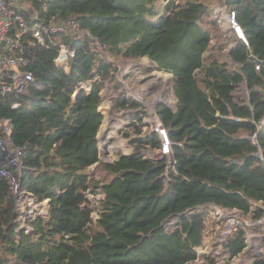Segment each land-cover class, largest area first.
Returning <instances> with one entry per match:
<instances>
[{"label":"trees","instance_id":"trees-1","mask_svg":"<svg viewBox=\"0 0 264 264\" xmlns=\"http://www.w3.org/2000/svg\"><path fill=\"white\" fill-rule=\"evenodd\" d=\"M217 2L235 11L249 48L219 29ZM34 5L39 17L23 11L31 25L74 19L82 32L59 34L48 46L26 33L19 53L34 81L18 97L0 95V123L10 120L11 140L24 151L21 190L49 201L30 231L20 228L17 198L0 175V264L195 263L204 242L202 207L248 213L264 202V0H49L48 11ZM211 27L232 46L227 57L212 47ZM60 43L75 50L66 70L57 63ZM145 57L174 75L176 109L156 107L173 141L170 155H161L157 132L142 131L145 107L125 93L103 95L119 87L112 58ZM80 82H90L91 91L74 97ZM108 98L131 110L133 150L101 163L111 175L101 182L90 168L100 162V107ZM147 149L160 158L146 157ZM100 191L94 219L89 196ZM263 213L258 208L257 217ZM246 239L245 230L228 237V261ZM251 264H264V256Z\"/></svg>","mask_w":264,"mask_h":264},{"label":"built area","instance_id":"built-area-1","mask_svg":"<svg viewBox=\"0 0 264 264\" xmlns=\"http://www.w3.org/2000/svg\"><path fill=\"white\" fill-rule=\"evenodd\" d=\"M48 1L0 0V95H15L18 97L34 81L33 73L27 68L28 59L19 53L22 49V38L26 33L31 32L39 43L48 46L50 43H54V37L59 34H79L82 32L80 23L74 19L60 23H34L31 25L23 11L39 17V11L34 5L35 2L41 5L43 11H48ZM225 8L228 10L227 7ZM226 13V21L230 33L242 39L249 48L250 44L236 17L235 11L228 10ZM231 48L232 46L230 45V51ZM74 55V49L65 43H60L57 63L66 70L68 69L70 58ZM254 61L257 62L256 69L259 71L261 69L260 61L257 59H254ZM91 88L90 82H80L73 96L76 97L81 89H86L89 92ZM107 90L108 88H106ZM20 106L21 103L16 102L13 108L17 109ZM157 119L152 130L157 132L161 139V155H170L173 141L169 136L168 130L163 126L159 118ZM262 123H264V119ZM0 127L5 133L4 136H0V175L7 180L13 195L17 198L16 213L20 228H27L30 231L29 222L34 220L37 215H42L37 207H43L44 202L38 203L32 193L21 190L20 175L23 170L24 151L21 147L15 146L11 140L12 124L10 120L6 119L1 122ZM261 158L263 159L262 156ZM202 208L204 242L201 246L195 248L198 253L196 262L203 260L204 254L208 249L210 251L206 257L213 259L215 264H225L229 258V252L225 247L227 239L239 230H245L247 235L246 247L242 253L249 256V264L255 259L264 256V245L261 235L255 233L262 234L264 232V213L257 217L258 208L264 210V202H254L248 213L234 208H222L215 204H209ZM175 221H170V224ZM252 229H255V232H252Z\"/></svg>","mask_w":264,"mask_h":264},{"label":"rangeland","instance_id":"rangeland-1","mask_svg":"<svg viewBox=\"0 0 264 264\" xmlns=\"http://www.w3.org/2000/svg\"><path fill=\"white\" fill-rule=\"evenodd\" d=\"M226 6L221 3L215 4L216 17L218 18V27L222 31H227V21H226ZM213 31L212 47L215 50H222V54L226 55L230 52V46L225 45L227 42L225 39L219 36L218 32H214L215 29L211 27ZM116 66L118 67L116 77L119 81L118 89L103 92L105 97L108 94H115V98L119 96V93H125L127 98H132L142 105L145 111L148 112V116L145 117L144 125L142 126V131L144 133L153 129L154 123L158 120V115L156 112V107L159 103H165L176 109L177 97L174 94V75L172 73L159 71L157 64L154 63L149 58L145 57L138 60H126V59H114ZM109 82L108 84H110ZM90 88V86H88ZM114 91H113V90ZM102 113L104 114V120L101 125L98 141H99V151H100V162L90 168V173L94 180L101 182L109 181L111 175L106 170H103L100 166L104 162H113L117 160L121 154H129L133 150V143L131 142V137L127 136V132H131L133 135V129L129 128L131 123V110L121 109L118 107L114 100L108 98L100 107ZM146 157L153 159H159V152L152 151L151 149L146 150ZM90 200L92 205L96 207L93 213L94 219L98 218L97 208L100 201L104 199L105 195L103 192H98L96 195L90 194ZM37 209L42 215H46L49 209L48 200L44 201L43 207L38 206ZM44 210V212H43ZM255 232V229H252ZM257 235L264 237V232L262 234L255 232ZM210 250L204 254L203 260L195 262L192 264H206V257ZM248 254H250L248 252ZM211 259V258H210ZM249 256L245 253H241L236 258L228 261L225 264H249ZM224 264V263H223Z\"/></svg>","mask_w":264,"mask_h":264},{"label":"crops","instance_id":"crops-1","mask_svg":"<svg viewBox=\"0 0 264 264\" xmlns=\"http://www.w3.org/2000/svg\"><path fill=\"white\" fill-rule=\"evenodd\" d=\"M227 32H228V34L230 33V31H229V29H228V26H227ZM231 34V33H230Z\"/></svg>","mask_w":264,"mask_h":264},{"label":"water","instance_id":"water-1","mask_svg":"<svg viewBox=\"0 0 264 264\" xmlns=\"http://www.w3.org/2000/svg\"><path fill=\"white\" fill-rule=\"evenodd\" d=\"M3 45H4V42H3ZM99 139V137H97ZM49 202V201H48Z\"/></svg>","mask_w":264,"mask_h":264}]
</instances>
